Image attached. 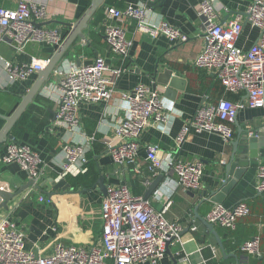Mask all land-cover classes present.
Listing matches in <instances>:
<instances>
[{
  "label": "crops",
  "instance_id": "1",
  "mask_svg": "<svg viewBox=\"0 0 264 264\" xmlns=\"http://www.w3.org/2000/svg\"><path fill=\"white\" fill-rule=\"evenodd\" d=\"M22 1L45 6L50 17L42 23L43 27L58 30L64 42L94 0H0V7L15 9ZM106 1L90 20L89 29L83 31L85 38L75 40L24 111L28 113L26 124L16 131L15 137L13 127L9 133L13 140H8L0 148V190L14 194L31 181L18 163L5 164L2 161L12 141L29 147L40 157L45 173L38 186L47 181L60 182L65 179L70 188L64 192L45 186L43 190L52 193L50 198L34 187L29 188L9 204V211H0V221L10 218L16 222L25 236L24 249L36 255H51L57 243L90 249L98 243L102 233V203L106 195L98 185L100 177H103L107 190L125 185L134 196H148L146 198L154 210L159 211L164 207V200H158L157 195L163 189L168 191L165 186L167 178L176 177L173 174H159L157 177L163 176L162 183L153 193H148L157 177L147 171V148L157 145L161 149V157L170 153L176 161L201 162L203 165L198 190L179 188L172 195L173 204L166 219L181 224L183 232L181 241L169 246L168 253L159 264H264V193L256 191L258 167L264 164V108L250 109L245 106L241 109L236 123L232 125L234 135L231 141H225L220 134L191 132L183 143H176L183 128L194 120L201 107L216 105L223 99L233 103L247 102L245 93L226 91L216 75L194 65L205 47L204 20L196 11L200 0H151L148 3L147 21L153 25L167 23L188 36L189 40L185 43L172 42L162 35L153 39L139 32L134 20H126L123 26L132 44L126 59L113 53L105 40V28L111 23L106 19L105 10L108 7L124 9L128 4L137 5L145 1L111 0L110 5ZM253 1L214 0L222 25L228 24L236 16L243 17L244 28L237 46L244 51H248L260 37V31L246 23L247 10ZM58 49L48 44L29 43L18 51L10 42L0 40V132L6 123L4 118L16 111L42 72L34 73L27 80L13 81L6 70V63L22 65L31 64L34 60H51ZM97 57L104 58L111 69L123 70L116 80L112 99L109 102L82 104L79 108L80 129L76 131L57 125L55 114L60 94L54 71L89 65ZM166 70L173 74L174 81L167 79V85L156 84L155 77ZM162 80L166 81L165 78ZM140 85L156 89L161 94L169 118L166 124L152 123L141 134V149L134 165H118L113 162L106 144L114 136L115 126L127 114L130 103L123 95L130 94ZM40 125L44 126L42 132L36 129ZM242 130L254 132V136L250 135V138L258 140L254 147L246 143L237 145ZM91 138L93 140L90 141ZM96 143L103 146L94 157L99 179L91 188L74 187L68 179L85 174L87 163L84 172L80 165H72V172L63 174L64 166L68 165L64 148L67 145H84L88 154ZM234 157H240L241 162L230 177L229 190L223 203L218 205L232 208L246 203L250 214L239 219L234 229L215 225L224 243V255L216 238L202 221L216 205L204 202V193L208 189H216L227 179L225 169ZM41 197L44 198L43 202L40 201ZM192 226L198 230L193 232ZM252 238L260 240V256L248 255L240 249L243 243Z\"/></svg>",
  "mask_w": 264,
  "mask_h": 264
},
{
  "label": "built area",
  "instance_id": "2",
  "mask_svg": "<svg viewBox=\"0 0 264 264\" xmlns=\"http://www.w3.org/2000/svg\"><path fill=\"white\" fill-rule=\"evenodd\" d=\"M128 4L124 9L108 7L105 10L107 24L104 37L112 52L128 58L131 41L128 40L123 24L134 20L137 30L151 38L165 36L172 42L185 43L189 37L167 23L153 25L147 21L148 3ZM197 14L204 20L205 47L195 59L194 65L216 75L226 91L245 93L246 104L220 100L216 105H205L199 109L193 121L188 123L177 138V145L184 142L191 132L197 134H220L225 141L234 135L232 125L238 112L247 106L250 109L264 108V0H254L246 14V23L260 31L258 41L244 51L237 46L243 32L244 19L236 16L222 25L214 7V0H200ZM50 15L45 6L22 1L15 9L0 7V40L10 42L18 51L27 44H48L60 47L62 34L56 29L38 27ZM50 60H34L31 64L14 65L6 63V70L13 81L27 80L34 73L43 71ZM121 69H111L104 58L97 57L93 63L70 70H55L58 78L59 104L55 123L68 130L80 129L79 108L82 104L109 102L114 95L116 80ZM123 98L130 105L125 117L115 126L114 136L107 142V150L118 165H134L141 149L139 138L152 123L166 124L168 114L157 90L140 85ZM254 136V132H250ZM93 138L90 139V141ZM68 165L63 174L72 172V165L86 170L87 148L84 145H67L65 148ZM157 145L147 148V171L157 177L159 174L175 175L167 178L168 189L160 191L158 200H164V207L156 211L142 196L131 194L128 186H116L107 190L102 203V233L98 243L90 249L57 243L49 256L36 255L24 249V233L10 218L0 221V264H159L168 248L181 241L183 226L166 219L173 204L172 195L180 188L196 191L201 186L203 165L201 162L183 163L176 161L170 153L163 157ZM3 163H18L30 180L39 184L43 180L45 166L38 154L29 147L14 141L7 147ZM138 173H141L139 170ZM256 191L264 193V164L258 167ZM43 202L44 198L41 197ZM250 214L246 203L232 208L215 205L206 217L210 224L234 229L239 219ZM193 232L197 231L192 226ZM241 251L260 256V240L252 238L240 247Z\"/></svg>",
  "mask_w": 264,
  "mask_h": 264
},
{
  "label": "water",
  "instance_id": "3",
  "mask_svg": "<svg viewBox=\"0 0 264 264\" xmlns=\"http://www.w3.org/2000/svg\"><path fill=\"white\" fill-rule=\"evenodd\" d=\"M104 1L105 0H94L92 2L91 6L86 11L84 16L72 27L71 33L67 36V38L64 40V42L61 44V46L59 47L55 56L50 60L49 65L42 72L39 73V78H38L37 82L31 88L29 93L22 98V102L20 103V105L18 106L16 111L11 116L4 118L6 123L0 132V148L8 140H13V136L9 134L10 131L15 126V124L20 119V117L23 115V113L26 110V108L28 107V105L33 102V100L35 99V97L39 93V91L42 88V86L44 85V83L49 80L51 73L56 68L57 64L60 62V60L63 58V56L67 53V51H70L71 46L75 42V40L77 38H80V39L85 38V34L83 33V31L89 29L90 20L92 19L94 14L97 12V10L100 8V6H102L104 4ZM43 25L44 24H39L38 27L39 28L43 27ZM163 78L166 79L165 82H163V80H162ZM167 79H172V81H174L173 80L174 79L173 74L168 70L164 71L162 74H158L157 77H155L156 84L159 83V84L167 85V81H168ZM168 83H170V81ZM156 84H155L154 88H156ZM154 90H156V89H154ZM55 118H56V114H55ZM241 143H246V144H249L251 147H254L255 144L258 143V140H256L255 138H250V133L242 130L240 132L239 141H238L237 145H239ZM239 162H241L240 157H234L231 160L230 164L227 165L226 169H225V178H227V179L224 182H221L216 187V189H208L207 190L208 192L204 193V197H205L204 202L209 201V202H212L216 205L223 203L226 192L229 190V183L231 182L230 177H232L235 174L236 168H237ZM237 173H239V171H237ZM162 181H163L162 175L157 177V179L149 187L148 193L149 194L153 193V191H155L159 187V185L162 183ZM98 185L100 186V189L104 192V194L107 195V188L105 186L103 177H100V179L98 181ZM45 186H47V188H49V189L54 188L56 190H62L64 192L68 188H70V186L67 185L66 180L63 179L60 182H54L53 180H51L49 182L47 181L40 186H38L34 181H30L25 187L21 188L18 192L14 193V194H10L4 190H0V211L1 210L9 211V204L15 198L19 197L22 193H24L25 191H27L29 188H32V187H34V188L40 190L42 193L48 195L49 198L52 197V193L45 192L43 190V188ZM146 197H148V196H146ZM146 197H145V199H147ZM202 221H203L204 225L206 226V228L209 230L210 234L216 238L222 253L225 255L224 243L220 239V237H219V235L215 229V225L210 224L206 220H203V219H202ZM167 253H168V251H167Z\"/></svg>",
  "mask_w": 264,
  "mask_h": 264
},
{
  "label": "trees",
  "instance_id": "4",
  "mask_svg": "<svg viewBox=\"0 0 264 264\" xmlns=\"http://www.w3.org/2000/svg\"><path fill=\"white\" fill-rule=\"evenodd\" d=\"M111 0H107L106 4L110 5ZM108 7V6H107ZM123 8V7H122ZM122 8H118V9H122ZM28 118V113L25 112L23 114V116L21 117V119L18 121V123L14 126L13 130H12V134L15 137L16 135V131L19 128H22L27 121ZM38 132H42L44 130V126H38L37 128ZM103 149L102 144H95L93 147V151L87 154V172L85 174L79 175L76 178H69V182L74 186V187H78L81 186L83 188H91L93 187L98 179H99V174L98 171L96 170V164L94 161V157L99 154L101 152V150ZM139 193H136V195Z\"/></svg>",
  "mask_w": 264,
  "mask_h": 264
}]
</instances>
